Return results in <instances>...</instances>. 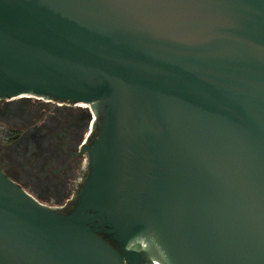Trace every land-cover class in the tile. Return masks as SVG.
Instances as JSON below:
<instances>
[{"label":"water","instance_id":"1","mask_svg":"<svg viewBox=\"0 0 264 264\" xmlns=\"http://www.w3.org/2000/svg\"><path fill=\"white\" fill-rule=\"evenodd\" d=\"M26 93L104 120L69 213L0 168V264H264V0H0Z\"/></svg>","mask_w":264,"mask_h":264},{"label":"flooded vegetation","instance_id":"2","mask_svg":"<svg viewBox=\"0 0 264 264\" xmlns=\"http://www.w3.org/2000/svg\"><path fill=\"white\" fill-rule=\"evenodd\" d=\"M91 106L34 95L0 97V168L63 213L75 207L91 174L87 147L104 120Z\"/></svg>","mask_w":264,"mask_h":264},{"label":"bare ground","instance_id":"3","mask_svg":"<svg viewBox=\"0 0 264 264\" xmlns=\"http://www.w3.org/2000/svg\"><path fill=\"white\" fill-rule=\"evenodd\" d=\"M24 96H33V94L31 93H26V94H23ZM83 103H88V102H83Z\"/></svg>","mask_w":264,"mask_h":264},{"label":"built area","instance_id":"4","mask_svg":"<svg viewBox=\"0 0 264 264\" xmlns=\"http://www.w3.org/2000/svg\"><path fill=\"white\" fill-rule=\"evenodd\" d=\"M90 108H91L92 113H94L92 106Z\"/></svg>","mask_w":264,"mask_h":264}]
</instances>
